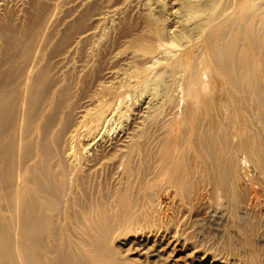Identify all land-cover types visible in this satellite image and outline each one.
<instances>
[{
  "label": "bare ground",
  "instance_id": "obj_1",
  "mask_svg": "<svg viewBox=\"0 0 264 264\" xmlns=\"http://www.w3.org/2000/svg\"><path fill=\"white\" fill-rule=\"evenodd\" d=\"M239 1L175 50L177 94L149 117L137 107L113 135L130 77L117 83L86 53L88 12L60 21L58 4L0 0V264H129L118 235L167 234L156 197L136 188L158 175L191 207L222 200L233 220L253 210L264 195V0ZM144 37L126 40L143 59L133 79L158 48Z\"/></svg>",
  "mask_w": 264,
  "mask_h": 264
},
{
  "label": "rangeland",
  "instance_id": "obj_2",
  "mask_svg": "<svg viewBox=\"0 0 264 264\" xmlns=\"http://www.w3.org/2000/svg\"><path fill=\"white\" fill-rule=\"evenodd\" d=\"M46 1L51 2L52 6L58 4L54 7V10H56V16L60 21L63 19L73 21L75 17L77 18V15H84L88 12V17L84 16V26L86 24L90 26V35L86 42L89 46L86 45L89 51L86 48V53L91 54L90 56L94 58L95 62L99 58V61L102 62L100 65H113L116 71L114 79L115 81L118 79L117 83H126L128 80L126 77L129 75L130 85L123 89L120 97V107L124 109H121V111H125L126 115L121 114L116 118V124L114 123L112 129L114 135L120 132L124 124L126 125V123L130 122V120L128 121L130 113L132 115V112L137 107H144L145 114L149 117L164 98H171V95L175 96L177 94L179 73L174 74L169 66L170 58L176 53L175 50L182 44L191 42L192 39L200 38L206 28L219 19L218 16L222 12L221 9H226L239 0ZM65 13L69 16L65 15ZM87 18H89L88 21ZM207 23L209 24L208 26ZM122 24L128 26L129 30H127V27L123 28ZM139 33L143 34V37L144 35L146 36L144 37L145 40L153 41L155 44L158 43V48L151 54L154 59H147L150 61L149 64L151 66L148 65V61L145 62V64L147 63L146 70L143 71L142 77L140 79L134 78L136 79L134 80L130 74L135 72V67H138L136 65H140L143 59L136 61L137 56L140 58V55L131 47L128 48L127 41L134 34L137 36ZM102 47L103 51H100ZM107 49L109 50L107 51ZM99 52H101L103 57ZM104 52L108 56H104ZM128 55L129 57L132 55L133 59L130 57L131 60H129ZM105 58L107 59L105 60L106 62L102 61ZM76 60L77 58L74 57L72 61L77 62ZM154 60L156 61L155 63ZM123 61L124 65L120 63ZM119 64L121 67H128V69L121 68ZM129 67L132 70H129ZM129 71L134 72L129 73ZM124 73L126 76L123 75ZM131 79L134 81H131ZM130 103L133 107H131ZM123 116H127V119L122 120ZM242 163V168L244 169L243 171L246 170L247 178L252 174L251 167H248L247 163L244 164V160ZM151 180V184L136 188L142 196L152 194L156 197V200L161 205V214L166 219L167 234H164L165 239L155 242L152 236L146 237L148 233L141 231L138 226L136 231L118 235L114 239V244H119L117 246L119 250L123 249L122 251L129 253L128 259H126L129 264H171V262L172 264H264V195L260 196L253 210L248 212V214L240 212L244 217H238L233 220L222 200L216 203L206 202L202 208L200 206L191 207V204H188L177 194L171 198L168 192L162 188V175L151 177ZM150 245L153 247H149ZM165 254L166 256L164 257ZM257 258L259 259L257 260Z\"/></svg>",
  "mask_w": 264,
  "mask_h": 264
}]
</instances>
